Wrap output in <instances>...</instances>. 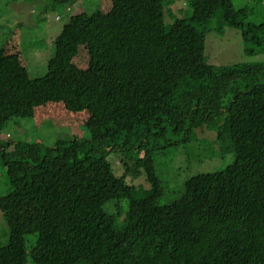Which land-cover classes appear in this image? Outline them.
<instances>
[{"label":"trees","instance_id":"1","mask_svg":"<svg viewBox=\"0 0 264 264\" xmlns=\"http://www.w3.org/2000/svg\"><path fill=\"white\" fill-rule=\"evenodd\" d=\"M178 1L111 0L101 20L100 10L71 16L39 78L0 45V136L24 105L62 103L99 124L88 139L50 147L0 139L10 186L0 196L10 230L0 264H264V62L216 66L198 49L209 31L235 28L247 55L264 53V17L248 21L253 8L235 0H188L190 15L167 25ZM81 46L86 67L76 62ZM177 138L198 153L188 166L233 161L190 177L160 205L157 160ZM112 152L122 154V176ZM142 170L148 189L127 182Z\"/></svg>","mask_w":264,"mask_h":264},{"label":"rangeland","instance_id":"2","mask_svg":"<svg viewBox=\"0 0 264 264\" xmlns=\"http://www.w3.org/2000/svg\"><path fill=\"white\" fill-rule=\"evenodd\" d=\"M187 2L188 0H179L172 6L173 11L176 12L180 8V12L169 14L166 17L167 25H171L176 17L186 18L190 15L187 8L183 10ZM235 5L253 8L248 20L250 22L259 23L264 17V1L259 0L255 3L254 0H235ZM98 10L100 12L96 14ZM110 10L111 0H78L71 5L60 4L54 0H0V45L7 46L10 55L20 53V58L27 62L28 77L39 78L48 72V62L55 53V39L71 16L87 12L96 14L95 18L101 20L110 13ZM201 40L198 49H204V56L211 65L264 62V53L257 55L245 53L242 32L239 29L225 28L221 35L212 30L205 38L201 37ZM190 57L185 56L187 59ZM18 61L20 62V59ZM18 61H15V67ZM76 62L80 67L87 66L89 55L86 46L80 47ZM18 110L19 117L7 124L1 133L0 139L4 143L32 142L50 147L59 139L74 138V136L88 139L90 133L99 127L96 119L90 114L71 112L62 103H49L38 107L24 105L22 110ZM197 133L198 140H214L215 135L212 132L197 131ZM178 139H180L179 143L167 148L165 154L159 156L157 160V165L162 171L160 175L167 186V193L161 198L160 205L176 199L183 184L190 177L198 173L221 170L233 161L232 155H229L224 159L212 158L202 163L193 160L190 163L192 166H188L187 156L197 159L195 156L198 153L189 150L183 138ZM121 155L112 152L108 156L117 176H122L124 173L120 164ZM140 173L141 175L137 177L128 176L127 182L148 189L149 184L143 170ZM9 188L6 170L0 164V196H5ZM111 207L113 204H108V208ZM9 239L10 230L0 212V243L8 244Z\"/></svg>","mask_w":264,"mask_h":264}]
</instances>
